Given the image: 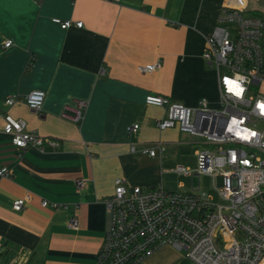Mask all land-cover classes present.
I'll list each match as a JSON object with an SVG mask.
<instances>
[{
    "label": "crops",
    "instance_id": "1",
    "mask_svg": "<svg viewBox=\"0 0 264 264\" xmlns=\"http://www.w3.org/2000/svg\"><path fill=\"white\" fill-rule=\"evenodd\" d=\"M223 2L0 0V169L10 174L0 177V264H97L109 223L104 200L116 179L164 187L163 169L184 165L190 134L161 131L167 112L145 99L154 94L187 108L202 99L218 106V74L203 53ZM53 19L83 27L63 30ZM158 62L153 72L139 69ZM35 90L46 94L40 111L24 101ZM14 95L22 98L9 107ZM77 100L89 102L79 124L62 118ZM6 114L46 144L16 148L3 132ZM135 124L140 128L128 134ZM158 145L164 153L144 154ZM78 179L89 182L79 189ZM20 199L28 202L17 212ZM74 219L77 227L70 228ZM144 264L194 263L185 251L165 246Z\"/></svg>",
    "mask_w": 264,
    "mask_h": 264
},
{
    "label": "built area",
    "instance_id": "2",
    "mask_svg": "<svg viewBox=\"0 0 264 264\" xmlns=\"http://www.w3.org/2000/svg\"><path fill=\"white\" fill-rule=\"evenodd\" d=\"M53 22L63 30L83 27L81 21ZM218 22L205 36L203 53L218 74V106L202 99L197 107L187 108L154 94L145 99L146 105L166 110V118L158 122L161 131L177 127L201 140L196 171L183 166L175 171L198 178L199 186L178 193L163 186L131 187L125 179H116L114 193L104 200L109 223L97 264H144L165 246L185 251L194 264H264V157L258 155L264 156V0H224ZM160 67L158 62L139 69L153 72ZM21 98L11 96L6 105L12 107ZM45 99L44 91L35 90L24 101L40 111ZM88 107L86 100L74 101L62 118L79 124ZM139 128V124L129 127L128 134ZM3 132L21 150L42 148L47 142L9 114L4 116ZM164 151L158 145L144 154L156 157ZM9 175L8 169H0V177ZM203 177L212 179L216 197L202 188ZM75 182L81 189L89 179ZM27 202L17 200L13 209L20 212ZM42 206L60 207L48 201ZM68 226L76 228L77 221Z\"/></svg>",
    "mask_w": 264,
    "mask_h": 264
},
{
    "label": "rangeland",
    "instance_id": "3",
    "mask_svg": "<svg viewBox=\"0 0 264 264\" xmlns=\"http://www.w3.org/2000/svg\"><path fill=\"white\" fill-rule=\"evenodd\" d=\"M252 1V0H251ZM215 70V69H214ZM216 71V70H215ZM201 140L197 137L188 135L185 139V144L183 146L182 158L185 163L183 167L189 169V171L194 172L197 169V159L196 153L201 149L200 148ZM259 156H263V153L258 152ZM164 174L160 176V184H163L164 187L171 192H185L193 188H198L199 179H192L187 176H180L174 170L175 169H163ZM202 188L206 189L207 193L212 196H217L215 190H213V181L209 177H203L201 179Z\"/></svg>",
    "mask_w": 264,
    "mask_h": 264
}]
</instances>
